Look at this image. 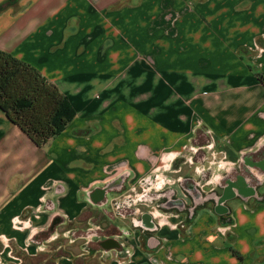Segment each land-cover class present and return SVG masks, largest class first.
I'll list each match as a JSON object with an SVG mask.
<instances>
[{
    "label": "crops",
    "instance_id": "1",
    "mask_svg": "<svg viewBox=\"0 0 264 264\" xmlns=\"http://www.w3.org/2000/svg\"><path fill=\"white\" fill-rule=\"evenodd\" d=\"M0 50L76 111L41 147L0 107V264H264V0H0ZM194 147L210 195L118 216Z\"/></svg>",
    "mask_w": 264,
    "mask_h": 264
},
{
    "label": "trees",
    "instance_id": "2",
    "mask_svg": "<svg viewBox=\"0 0 264 264\" xmlns=\"http://www.w3.org/2000/svg\"><path fill=\"white\" fill-rule=\"evenodd\" d=\"M264 83V76L261 75ZM0 107L38 146H45L76 115L69 98L38 69L0 50Z\"/></svg>",
    "mask_w": 264,
    "mask_h": 264
},
{
    "label": "rangeland",
    "instance_id": "3",
    "mask_svg": "<svg viewBox=\"0 0 264 264\" xmlns=\"http://www.w3.org/2000/svg\"><path fill=\"white\" fill-rule=\"evenodd\" d=\"M194 149L196 151L192 150L191 153L185 155V157H183V159L181 160V163L183 164V169L181 171L178 169L175 170L177 164H174L171 167H167L162 170V172H165V176L162 178L165 181L169 182H167L166 184L163 183L161 187L152 189L150 195L148 194L150 203H130L129 207L121 205L117 209L118 216L122 217L123 219L128 218L129 220L127 221L131 222V220L135 219L136 217L140 218L142 215V211L150 210L154 212L155 215L160 216L163 214H167V212H170V209L174 211H177L178 209L180 210L179 205L171 206L172 204L166 203V200L169 198L170 193L172 192L175 194V191L177 193V197H181L179 199L183 198V200H186L187 202H195V199H199L201 196L203 198L208 194L210 195L211 186H217V184L221 182L223 175L217 174L210 177L207 171H209L210 173L211 170H207L206 164L209 163V165L218 167L221 170L227 169L228 166H223L226 162H224V159L219 157V155L217 156L216 149H214V151L213 148L200 149L199 147H194ZM213 161L215 163L211 164V162ZM248 161L249 160L247 159V162ZM219 165L221 166L219 167ZM246 165L247 166H244L242 168L249 178H253V173H259L261 170L260 168H257V166L251 165V163ZM210 180H212V182ZM181 190L182 195H178L179 191ZM158 194L160 195L159 197ZM174 197H176V195ZM170 207H174V209ZM127 231V229H119L118 232L121 235V240H124L125 236L123 234ZM121 247L123 246L121 245Z\"/></svg>",
    "mask_w": 264,
    "mask_h": 264
},
{
    "label": "built area",
    "instance_id": "4",
    "mask_svg": "<svg viewBox=\"0 0 264 264\" xmlns=\"http://www.w3.org/2000/svg\"><path fill=\"white\" fill-rule=\"evenodd\" d=\"M150 182H151L150 185H148L146 187L147 190H149V191L147 193H145V195L142 197L146 201L150 200L149 195H150V192L152 189L157 188V187H161L163 183L166 184L169 181H165L162 177L157 175L153 178V181H150ZM152 187H154V188H152ZM158 197H159V195H158ZM135 202H136V197H132V195H127L126 200L125 199L123 200V205L129 207L130 203H135Z\"/></svg>",
    "mask_w": 264,
    "mask_h": 264
},
{
    "label": "flooded vegetation",
    "instance_id": "5",
    "mask_svg": "<svg viewBox=\"0 0 264 264\" xmlns=\"http://www.w3.org/2000/svg\"><path fill=\"white\" fill-rule=\"evenodd\" d=\"M261 163L264 164V161L262 160ZM167 203H170V204L175 203L174 205H180L182 202L180 200H176V201L171 200V199L169 200V198H168Z\"/></svg>",
    "mask_w": 264,
    "mask_h": 264
}]
</instances>
